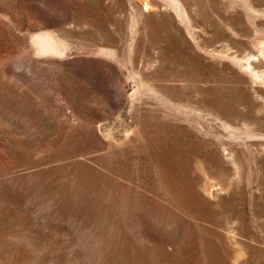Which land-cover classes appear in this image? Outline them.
Returning a JSON list of instances; mask_svg holds the SVG:
<instances>
[{
	"label": "rangeland",
	"instance_id": "1",
	"mask_svg": "<svg viewBox=\"0 0 264 264\" xmlns=\"http://www.w3.org/2000/svg\"><path fill=\"white\" fill-rule=\"evenodd\" d=\"M0 264H264V0H0Z\"/></svg>",
	"mask_w": 264,
	"mask_h": 264
},
{
	"label": "bare ground",
	"instance_id": "2",
	"mask_svg": "<svg viewBox=\"0 0 264 264\" xmlns=\"http://www.w3.org/2000/svg\"><path fill=\"white\" fill-rule=\"evenodd\" d=\"M145 5V4H144Z\"/></svg>",
	"mask_w": 264,
	"mask_h": 264
}]
</instances>
